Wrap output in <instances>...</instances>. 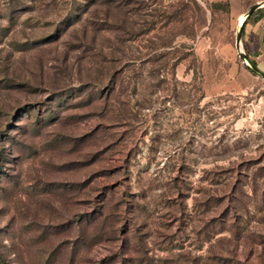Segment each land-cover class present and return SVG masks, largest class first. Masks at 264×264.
<instances>
[{
  "label": "rangeland",
  "instance_id": "1",
  "mask_svg": "<svg viewBox=\"0 0 264 264\" xmlns=\"http://www.w3.org/2000/svg\"><path fill=\"white\" fill-rule=\"evenodd\" d=\"M236 32L225 1L0 0V264H264Z\"/></svg>",
  "mask_w": 264,
  "mask_h": 264
},
{
  "label": "crops",
  "instance_id": "2",
  "mask_svg": "<svg viewBox=\"0 0 264 264\" xmlns=\"http://www.w3.org/2000/svg\"><path fill=\"white\" fill-rule=\"evenodd\" d=\"M225 1L229 5L232 19L239 24V19L261 0H210V2ZM241 49L250 62L264 73V5L247 17L243 23L241 34Z\"/></svg>",
  "mask_w": 264,
  "mask_h": 264
},
{
  "label": "water",
  "instance_id": "3",
  "mask_svg": "<svg viewBox=\"0 0 264 264\" xmlns=\"http://www.w3.org/2000/svg\"><path fill=\"white\" fill-rule=\"evenodd\" d=\"M263 5L264 2L255 4L245 13V15L243 16L244 17L243 21L237 25V32L235 36V49L238 53L240 60L245 64V66L250 70L252 74L261 78L262 80H264V73L261 72L256 66H254L250 61H248L247 56L244 54V52L241 49V34L245 19L250 15H252L257 9H259Z\"/></svg>",
  "mask_w": 264,
  "mask_h": 264
},
{
  "label": "trees",
  "instance_id": "4",
  "mask_svg": "<svg viewBox=\"0 0 264 264\" xmlns=\"http://www.w3.org/2000/svg\"><path fill=\"white\" fill-rule=\"evenodd\" d=\"M227 4V3H226ZM227 7H228V9H229V5L227 4ZM254 66H256L253 62H251ZM2 158V154L0 153V159ZM231 194L233 195V199L231 198V197H228V202H229V210L227 209V208H225V209H223V210H225L226 211V209H227V212H229L230 211V208H235V203L233 202V200L235 201V200H237L238 198H236V194H235V188H232L231 189ZM221 200L219 199H217V202H220ZM209 203V202H208ZM233 211V210H232ZM235 211V210H234ZM221 213H222V211H221ZM223 215V214H222ZM215 219V220H214ZM214 219L212 220V222L214 221V222H216L217 220V218H215L214 217ZM211 222V223H212ZM129 259V258H128Z\"/></svg>",
  "mask_w": 264,
  "mask_h": 264
},
{
  "label": "bare ground",
  "instance_id": "5",
  "mask_svg": "<svg viewBox=\"0 0 264 264\" xmlns=\"http://www.w3.org/2000/svg\"><path fill=\"white\" fill-rule=\"evenodd\" d=\"M244 17L241 16L240 19H239V23H241L243 21Z\"/></svg>",
  "mask_w": 264,
  "mask_h": 264
}]
</instances>
